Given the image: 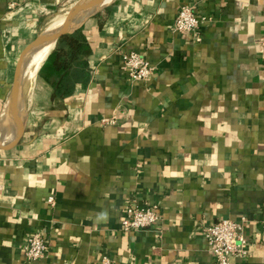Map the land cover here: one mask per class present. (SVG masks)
Instances as JSON below:
<instances>
[{
	"label": "crops",
	"instance_id": "crops-1",
	"mask_svg": "<svg viewBox=\"0 0 264 264\" xmlns=\"http://www.w3.org/2000/svg\"><path fill=\"white\" fill-rule=\"evenodd\" d=\"M68 1L0 0L1 136L19 55ZM183 5L210 19L172 31ZM78 30L84 62L59 75L57 41L0 148V264H214L203 229L221 218L246 220L248 253L230 264H264V0H112ZM130 50L155 66L146 81L121 69ZM129 204L158 220L123 232ZM32 232L49 249L26 262Z\"/></svg>",
	"mask_w": 264,
	"mask_h": 264
},
{
	"label": "built area",
	"instance_id": "built-area-1",
	"mask_svg": "<svg viewBox=\"0 0 264 264\" xmlns=\"http://www.w3.org/2000/svg\"><path fill=\"white\" fill-rule=\"evenodd\" d=\"M209 19L207 15H196L192 6L183 5L179 8L171 29L179 34H188L197 30ZM258 43L264 47V37H261ZM120 57L121 69L130 81H146L155 70V66L135 50L124 52ZM115 122V116L102 119V123L105 124ZM48 202L54 204L52 196L48 198ZM157 220L158 214L154 206L129 204L120 216V227L123 232H134L151 227ZM245 222V218L240 220L221 218L203 229V236L213 256L214 264H230L233 257L245 256L248 253ZM48 249L49 246L40 232L27 235L21 247L26 262H35L43 258ZM99 264H112V262L108 255L102 254Z\"/></svg>",
	"mask_w": 264,
	"mask_h": 264
},
{
	"label": "water",
	"instance_id": "water-1",
	"mask_svg": "<svg viewBox=\"0 0 264 264\" xmlns=\"http://www.w3.org/2000/svg\"><path fill=\"white\" fill-rule=\"evenodd\" d=\"M95 0H80L78 9L73 12L64 24L52 28L50 30H43L38 36L20 53L17 64L14 68L12 75V82L10 83L8 95V118L11 121L10 130L0 138V148L8 147L17 142L20 137L23 123L21 116V98L22 90L19 83L20 68L18 62L30 56L33 52L39 49L42 45L54 41V47L57 41L64 35L70 34L77 30L82 22L89 16L93 15L97 10L92 13H87V9L92 5ZM53 47V48H54ZM41 67V66H40ZM39 67V68H40ZM39 70V69H38Z\"/></svg>",
	"mask_w": 264,
	"mask_h": 264
},
{
	"label": "bare ground",
	"instance_id": "bare-ground-1",
	"mask_svg": "<svg viewBox=\"0 0 264 264\" xmlns=\"http://www.w3.org/2000/svg\"><path fill=\"white\" fill-rule=\"evenodd\" d=\"M111 1L112 0H95V2L88 7L87 13L90 14L95 10L99 9L101 6ZM74 2H76L77 5L69 4L68 7H66L62 12L57 13V15L54 16L51 19V21L48 23L46 30L56 28L64 24L68 19H70V16L73 14V12H75L78 9L80 3L79 1H74ZM53 47H54V41L42 45L39 49L36 50L32 60L25 68V70L23 71L24 67L21 70L19 74V78H20L19 82L23 94L28 96L31 94L38 69L42 65L41 63L43 62V60L46 59V56L49 54V52L53 49ZM1 137L2 136L0 134V138Z\"/></svg>",
	"mask_w": 264,
	"mask_h": 264
},
{
	"label": "trees",
	"instance_id": "trees-1",
	"mask_svg": "<svg viewBox=\"0 0 264 264\" xmlns=\"http://www.w3.org/2000/svg\"><path fill=\"white\" fill-rule=\"evenodd\" d=\"M85 52L86 44L84 38L77 29L70 34L62 36L58 40L57 46L48 56L47 60H52L54 70L59 73V75L63 74L64 76L74 64L84 62L82 55Z\"/></svg>",
	"mask_w": 264,
	"mask_h": 264
},
{
	"label": "rangeland",
	"instance_id": "rangeland-1",
	"mask_svg": "<svg viewBox=\"0 0 264 264\" xmlns=\"http://www.w3.org/2000/svg\"><path fill=\"white\" fill-rule=\"evenodd\" d=\"M74 1H79V2H80V0H69L68 2H66L65 4H63L61 7H59V8L53 13L54 16H56L57 13L62 12L66 7H68L69 4L77 5L76 2H74ZM54 16H52L51 18H53ZM49 21H50V20H49ZM47 25H48V22H47V24L44 26V28L47 27ZM45 29H46V28H45ZM36 77H37V75H36Z\"/></svg>",
	"mask_w": 264,
	"mask_h": 264
}]
</instances>
